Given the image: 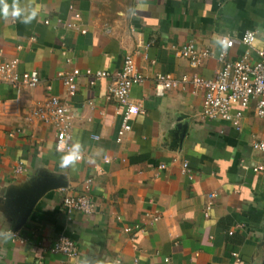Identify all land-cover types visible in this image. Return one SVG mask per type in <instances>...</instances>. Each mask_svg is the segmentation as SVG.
<instances>
[{
    "label": "crops",
    "instance_id": "obj_1",
    "mask_svg": "<svg viewBox=\"0 0 264 264\" xmlns=\"http://www.w3.org/2000/svg\"><path fill=\"white\" fill-rule=\"evenodd\" d=\"M249 30L264 33V0H0V62L18 60L42 80L20 90L0 83V264H264V172L255 170L264 154L253 147L264 119L250 107L237 130L202 116V91L154 90L161 74L213 78L223 37L235 40L231 59L255 61L240 42ZM190 43L212 52L197 69L175 55ZM127 56L146 77L131 93L145 111L119 141L109 81L82 76L71 96L61 74H115ZM52 96L67 103L83 156L68 167L57 127L37 114ZM88 180L95 212H69L64 198L85 193ZM62 236L80 258L51 252Z\"/></svg>",
    "mask_w": 264,
    "mask_h": 264
},
{
    "label": "built area",
    "instance_id": "obj_2",
    "mask_svg": "<svg viewBox=\"0 0 264 264\" xmlns=\"http://www.w3.org/2000/svg\"><path fill=\"white\" fill-rule=\"evenodd\" d=\"M71 9L74 10L73 7ZM75 17L80 18V14H76ZM221 42H223V46ZM240 42L255 53V61L250 59L247 52L240 58L231 59L230 51L235 46V40L230 37H223L220 39L221 52L218 57L221 67L213 78H203L195 74L177 80L171 74H161L155 79L154 90L156 96L163 97L168 92L176 89L185 90L187 86H190L193 93L197 91L204 93L202 116L205 119L225 121L240 130L244 110L250 107L254 109V113L258 118L264 119V33L259 34L256 30L246 31ZM175 51V55L186 59L193 69L202 66L205 59L212 54L210 49L200 50L195 44L191 43L183 45ZM62 54L67 55L66 52H62ZM67 62L71 63V58L68 57ZM82 76L90 78V85L109 81L107 95L117 102V110L123 117L122 127L119 131V141H122L123 136L132 130V119L145 111L141 104L133 102L131 93L135 85L145 83L146 77L139 72L131 56L124 59L121 70L115 74L104 70L86 69L82 71L75 68L71 72L61 74L63 85L69 95L74 96L77 93L78 80ZM41 82L39 72H21L18 67V60L0 62V83L20 90L22 87L36 88ZM46 105L48 111H38L37 114L43 118L45 123L54 124L57 127L56 150L67 155L71 153L74 147L78 150V153L74 152L72 156L80 161L83 157L81 149L71 144L69 132L71 130L70 120L72 115L69 112L67 103L57 96H52ZM236 107L240 109L235 110ZM49 113L51 117H49ZM253 147L264 154V141L255 143ZM105 160L106 162L109 161L107 158ZM187 167L188 164H184L186 170ZM255 170L263 173L264 163ZM91 184V180L86 182L85 193L69 195L64 198V206L69 212H79L86 216L95 212L96 205L88 194ZM214 198L215 195H211V201L206 207L205 217L207 218L212 210ZM159 218V216H155L153 220L156 221ZM124 231L130 233L131 228L126 227ZM51 252L61 254L68 259L80 258L77 243L64 236L54 243ZM233 257L236 263H240L237 254H233Z\"/></svg>",
    "mask_w": 264,
    "mask_h": 264
},
{
    "label": "clouds",
    "instance_id": "obj_3",
    "mask_svg": "<svg viewBox=\"0 0 264 264\" xmlns=\"http://www.w3.org/2000/svg\"><path fill=\"white\" fill-rule=\"evenodd\" d=\"M3 11H4V14L7 15V13H8L7 6H5ZM33 16H34V13L31 16L26 17L23 22L28 23L31 20V18H33ZM221 45L223 46V42H221ZM58 148H59V146H58ZM74 152L78 153V150L73 147L70 154H67V155H64L61 157V160H60L61 167H68V166L74 165L76 163V161H78V158L77 159H69V157H71ZM10 235H11L10 233L3 234L5 239H7Z\"/></svg>",
    "mask_w": 264,
    "mask_h": 264
},
{
    "label": "rangeland",
    "instance_id": "obj_4",
    "mask_svg": "<svg viewBox=\"0 0 264 264\" xmlns=\"http://www.w3.org/2000/svg\"><path fill=\"white\" fill-rule=\"evenodd\" d=\"M117 6V5H116ZM122 13H124V10H121Z\"/></svg>",
    "mask_w": 264,
    "mask_h": 264
}]
</instances>
